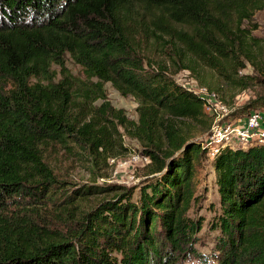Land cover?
Wrapping results in <instances>:
<instances>
[{
	"label": "trees",
	"instance_id": "obj_1",
	"mask_svg": "<svg viewBox=\"0 0 264 264\" xmlns=\"http://www.w3.org/2000/svg\"><path fill=\"white\" fill-rule=\"evenodd\" d=\"M263 10L264 0H0V264H264V146L209 159L207 98L171 71L198 62L229 80L250 61ZM107 84L137 100V120L111 104ZM261 108L264 95L230 119ZM186 122L205 126V139ZM124 138L151 161L135 187L55 170L61 155L97 167L127 151ZM206 159L219 200L203 252Z\"/></svg>",
	"mask_w": 264,
	"mask_h": 264
},
{
	"label": "rangeland",
	"instance_id": "obj_2",
	"mask_svg": "<svg viewBox=\"0 0 264 264\" xmlns=\"http://www.w3.org/2000/svg\"><path fill=\"white\" fill-rule=\"evenodd\" d=\"M253 22L257 29L251 33V40H248L249 43L246 45V54L250 61L246 63L245 69L238 72L236 69L231 70V72L227 71V74H230L229 80L198 62H192V66L195 67L193 71H176V68L171 66V71L178 83L208 98L207 107H210V109H206V114L213 120V126L227 121L233 123L236 120L230 119L233 110L245 106L260 95H264V10L255 15ZM149 46L150 49L152 48L150 52L156 62L170 63L166 58L167 50H164L161 46L155 47L152 43ZM69 66L72 71L80 74L78 66L72 63H69ZM248 76L251 78H248ZM236 80L249 82V87L243 90L236 83ZM106 87L111 104L115 108L123 109L128 118L137 120V107L139 104L137 100L132 96H122L111 84H107ZM210 94H214L215 99L208 97ZM223 107L227 111H224ZM259 110L264 111L262 108ZM245 121L246 117L240 118V122ZM185 126H190L195 130L194 135L197 138L205 139V126H198L191 122H186ZM208 138L207 143L213 146ZM124 146L127 147V151L116 158L100 163L94 168L87 160L69 155H61L54 167L61 177L75 181L88 182L96 179L97 183L101 185L114 184L127 188L135 187L147 177L151 161L150 159L142 161L137 158L140 149L135 141L124 138ZM211 156L212 153L208 155V158L210 159ZM209 159H206L198 170L199 191L204 197L199 214L206 217L205 227L201 233L204 246L199 247L203 252H208L212 248L214 235L209 231L208 223L214 215L211 208L219 200L215 174Z\"/></svg>",
	"mask_w": 264,
	"mask_h": 264
},
{
	"label": "built area",
	"instance_id": "obj_3",
	"mask_svg": "<svg viewBox=\"0 0 264 264\" xmlns=\"http://www.w3.org/2000/svg\"><path fill=\"white\" fill-rule=\"evenodd\" d=\"M208 97L215 99L214 94H210ZM206 109H210V107L206 105ZM223 110L227 111L224 107ZM209 139L213 144V146H210L207 143L211 148L212 155L219 147L224 146H230L232 148L252 145L264 146V111H253L246 117L245 122H240V119H236L233 123L227 121L222 124H215L208 141ZM137 158L142 161L148 160L147 157L141 156L140 154L137 155Z\"/></svg>",
	"mask_w": 264,
	"mask_h": 264
}]
</instances>
